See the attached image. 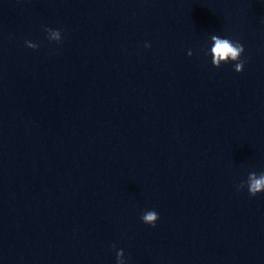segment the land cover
Returning a JSON list of instances; mask_svg holds the SVG:
<instances>
[{"label": "clouds", "instance_id": "1", "mask_svg": "<svg viewBox=\"0 0 264 264\" xmlns=\"http://www.w3.org/2000/svg\"><path fill=\"white\" fill-rule=\"evenodd\" d=\"M44 31L48 34L47 38L50 41L60 43L62 40V34L59 29L45 28ZM212 47L210 53L212 56V64L219 68L222 63H228L229 61L236 62L234 64V70L239 73L243 71L245 61L241 60V56L244 53V46L239 41H233L228 38H222L219 35H212L210 37ZM26 45L29 48L37 49L38 45L30 41H26ZM149 47V45H145ZM207 54V53H206ZM188 55L191 56L192 52L189 51ZM247 187L248 194L251 197L257 196L259 193H264V172L257 174L256 172H250L247 177V181H241L236 185L237 191L243 190ZM159 214L154 210H148L141 216L143 223L151 226H155ZM115 248V245L112 246ZM117 264H126L124 259L123 250H118L116 253Z\"/></svg>", "mask_w": 264, "mask_h": 264}]
</instances>
